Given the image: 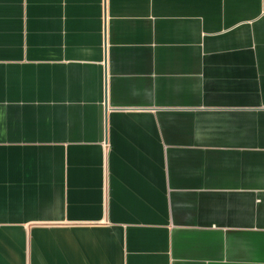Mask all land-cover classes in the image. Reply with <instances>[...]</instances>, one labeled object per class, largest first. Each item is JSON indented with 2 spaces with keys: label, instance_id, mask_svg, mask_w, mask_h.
Instances as JSON below:
<instances>
[{
  "label": "crops",
  "instance_id": "1",
  "mask_svg": "<svg viewBox=\"0 0 264 264\" xmlns=\"http://www.w3.org/2000/svg\"><path fill=\"white\" fill-rule=\"evenodd\" d=\"M0 264H264V0H0Z\"/></svg>",
  "mask_w": 264,
  "mask_h": 264
}]
</instances>
